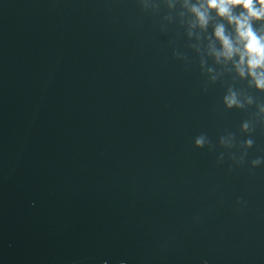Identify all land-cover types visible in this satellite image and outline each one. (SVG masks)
Here are the masks:
<instances>
[{
  "label": "water",
  "instance_id": "water-1",
  "mask_svg": "<svg viewBox=\"0 0 264 264\" xmlns=\"http://www.w3.org/2000/svg\"><path fill=\"white\" fill-rule=\"evenodd\" d=\"M152 2L0 0V264H264V92Z\"/></svg>",
  "mask_w": 264,
  "mask_h": 264
},
{
  "label": "clouds",
  "instance_id": "clouds-1",
  "mask_svg": "<svg viewBox=\"0 0 264 264\" xmlns=\"http://www.w3.org/2000/svg\"><path fill=\"white\" fill-rule=\"evenodd\" d=\"M170 11L179 6L178 16L186 25L187 36H193L200 42L192 47L201 54V69L208 74L211 83H215L224 74L233 80L246 81L250 88L264 92V0H166ZM144 10L155 9L152 0H141ZM166 20L173 17L168 15ZM211 29V31H209ZM211 59L214 66H208ZM242 93L234 86H229L222 98L226 109H244L255 102L254 97L241 99ZM259 114L264 118V103L257 105ZM264 122V121H262ZM242 132L252 133L254 127L249 121L241 125ZM219 143L227 149L235 147V136H221ZM254 140L248 138L240 147L243 151L239 157L232 154V160L239 165L245 163L247 150L252 148ZM197 148L213 147L205 134L194 139ZM223 153L217 158L223 162ZM264 165V157L251 160V167ZM104 264H107L105 261ZM120 264H125L121 261ZM203 264H208L207 260Z\"/></svg>",
  "mask_w": 264,
  "mask_h": 264
}]
</instances>
